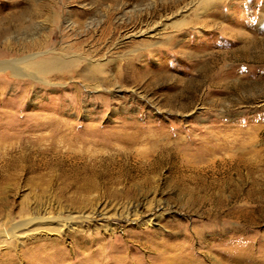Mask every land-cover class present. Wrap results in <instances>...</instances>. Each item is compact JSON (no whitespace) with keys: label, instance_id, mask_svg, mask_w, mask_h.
Instances as JSON below:
<instances>
[{"label":"rangeland","instance_id":"374dc122","mask_svg":"<svg viewBox=\"0 0 264 264\" xmlns=\"http://www.w3.org/2000/svg\"><path fill=\"white\" fill-rule=\"evenodd\" d=\"M0 264H264V0H0Z\"/></svg>","mask_w":264,"mask_h":264},{"label":"bare ground","instance_id":"6f19581e","mask_svg":"<svg viewBox=\"0 0 264 264\" xmlns=\"http://www.w3.org/2000/svg\"><path fill=\"white\" fill-rule=\"evenodd\" d=\"M50 61V60H49ZM57 60H53V61H50V62H42L41 64H38L36 66H33L32 68H35L34 70H37L39 71L40 73L42 72L43 74L47 73V72H51V71H54L53 69H56L57 68ZM59 67V66H58ZM36 71V72H37ZM247 160V159H246ZM242 163H244L242 161ZM251 173V171H250ZM253 193V192H252ZM250 195V194H249ZM251 198V197H250ZM184 250V247H181L179 249V255L182 254ZM238 254V253H237ZM240 254V253H239ZM178 255V254H177Z\"/></svg>","mask_w":264,"mask_h":264}]
</instances>
